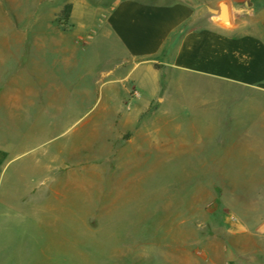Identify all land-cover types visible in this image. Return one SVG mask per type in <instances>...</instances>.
Segmentation results:
<instances>
[{"label": "rangeland", "instance_id": "374dc122", "mask_svg": "<svg viewBox=\"0 0 264 264\" xmlns=\"http://www.w3.org/2000/svg\"><path fill=\"white\" fill-rule=\"evenodd\" d=\"M112 1L87 0L97 11L95 26ZM10 19V1L0 0V54L5 59H10ZM97 40L99 34L92 41ZM197 81L179 82L174 96L194 107H175L169 114L175 122L196 124V133L182 129L169 136L191 141L205 136L216 145L217 160L187 151L173 157L149 152L126 166L107 161L105 130L92 123L101 98L94 108L92 103L77 107L56 126H50L53 113L45 119L33 110L11 109L10 130L0 129V264H167L156 244L170 243L173 236L178 247V238L189 237L197 254L204 244L229 245L239 225L254 233V202H260L256 212L264 216V186L258 187L262 178L252 172L263 166L246 155L247 145L232 152L236 136L230 126L250 120L247 109L257 104L229 95L217 103L208 83ZM218 122L221 127L203 134L201 126ZM218 252L213 261L220 260ZM251 261L264 264L262 256L252 255L229 264Z\"/></svg>", "mask_w": 264, "mask_h": 264}, {"label": "crops", "instance_id": "0c3cea01", "mask_svg": "<svg viewBox=\"0 0 264 264\" xmlns=\"http://www.w3.org/2000/svg\"><path fill=\"white\" fill-rule=\"evenodd\" d=\"M8 1L10 59L0 54L1 130H10L11 109L24 114L33 110L45 119L53 113L55 121L50 126H56L77 107L92 103L94 108L96 98H101L92 123L105 130L110 144L107 161L126 166L129 161L144 160L149 152L173 157L187 151L217 160L216 145L205 136L194 141L169 136L173 130L196 133V124L175 122L169 114L175 107H194L190 101L174 99L179 82L204 79L217 103L229 95L257 104L247 109L252 113L250 120L230 126L236 136L231 145L232 152L247 145L246 155L261 162L260 172L252 175L262 178L258 187L264 186V0H229V28L192 21L193 10L180 0H113L101 11L97 26V11L87 0ZM67 3L72 4L69 18L58 25ZM96 34L100 40L94 43ZM134 90L138 98H132ZM213 127L221 123L201 126L203 134ZM161 129L165 130L162 137ZM259 203L254 202V233L239 225L229 245L204 244L197 254L191 251L189 237L178 238V247L173 236L170 243L156 244L159 256L167 264H221L222 259L229 264L244 255L264 258V216L256 212ZM217 251L221 258L213 261Z\"/></svg>", "mask_w": 264, "mask_h": 264}, {"label": "water", "instance_id": "95a60500", "mask_svg": "<svg viewBox=\"0 0 264 264\" xmlns=\"http://www.w3.org/2000/svg\"><path fill=\"white\" fill-rule=\"evenodd\" d=\"M193 10L192 21L202 25H216L229 28L232 24L231 4L220 0L210 5L206 0H183Z\"/></svg>", "mask_w": 264, "mask_h": 264}, {"label": "trees", "instance_id": "16d2710c", "mask_svg": "<svg viewBox=\"0 0 264 264\" xmlns=\"http://www.w3.org/2000/svg\"><path fill=\"white\" fill-rule=\"evenodd\" d=\"M72 9V4L67 3L64 5L63 9L61 10L60 14H59V18H60V22L65 21L69 18L70 12Z\"/></svg>", "mask_w": 264, "mask_h": 264}, {"label": "built area", "instance_id": "2783aa9c", "mask_svg": "<svg viewBox=\"0 0 264 264\" xmlns=\"http://www.w3.org/2000/svg\"><path fill=\"white\" fill-rule=\"evenodd\" d=\"M138 97H139V93L136 90H134L132 92V98H138Z\"/></svg>", "mask_w": 264, "mask_h": 264}]
</instances>
